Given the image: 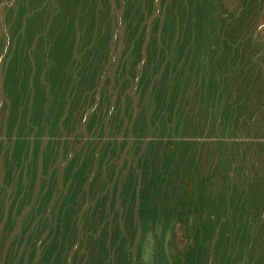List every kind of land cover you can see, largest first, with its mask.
<instances>
[{
	"label": "rangeland",
	"instance_id": "374dc122",
	"mask_svg": "<svg viewBox=\"0 0 264 264\" xmlns=\"http://www.w3.org/2000/svg\"><path fill=\"white\" fill-rule=\"evenodd\" d=\"M0 264H264V0H0Z\"/></svg>",
	"mask_w": 264,
	"mask_h": 264
}]
</instances>
